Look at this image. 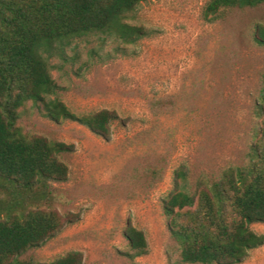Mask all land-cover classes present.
<instances>
[{
  "label": "rangeland",
  "instance_id": "374dc122",
  "mask_svg": "<svg viewBox=\"0 0 264 264\" xmlns=\"http://www.w3.org/2000/svg\"><path fill=\"white\" fill-rule=\"evenodd\" d=\"M207 1L144 0L131 22L151 35L120 47L83 37L51 57L55 95L73 113L108 109L117 117L102 137L75 120L54 121L29 101L20 108L24 132L72 146L60 154L68 177L54 182L63 198L55 208L71 221L22 258L51 261L78 250L82 264H182L161 200L181 166L193 190L243 161L264 71V45L253 40L264 2L206 21ZM157 99L164 105L155 107ZM127 225L143 231L145 254H127ZM250 228L264 234V222ZM236 264H264V244Z\"/></svg>",
  "mask_w": 264,
  "mask_h": 264
},
{
  "label": "trees",
  "instance_id": "16d2710c",
  "mask_svg": "<svg viewBox=\"0 0 264 264\" xmlns=\"http://www.w3.org/2000/svg\"><path fill=\"white\" fill-rule=\"evenodd\" d=\"M142 1L0 0V264H82L78 250L51 261L21 257L71 221L55 208L63 198L54 182L67 179L68 166L60 154L72 146L24 132L17 121L19 110L29 101L54 121L75 120L108 137L116 113H73L55 95L50 59L83 37L111 40L120 47L151 35L149 28L131 22ZM263 2L208 0L201 14L212 21L227 10ZM253 40L264 45V22L255 26ZM164 101L153 103L160 107ZM253 111L251 141L240 164L226 167L215 179L197 180L193 190L185 166L173 172V186L161 204L182 264H236L264 244V234L250 228L264 222V71ZM147 172L154 178L159 173L154 167ZM124 236L130 257L146 253L142 230L127 225Z\"/></svg>",
  "mask_w": 264,
  "mask_h": 264
}]
</instances>
